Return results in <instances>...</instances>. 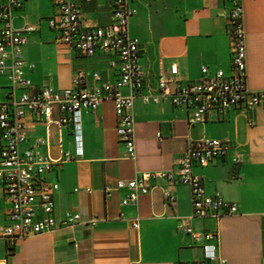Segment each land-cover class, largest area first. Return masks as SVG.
Wrapping results in <instances>:
<instances>
[{"label":"crops","instance_id":"crops-1","mask_svg":"<svg viewBox=\"0 0 264 264\" xmlns=\"http://www.w3.org/2000/svg\"><path fill=\"white\" fill-rule=\"evenodd\" d=\"M14 12V26H31L22 55L26 77L35 88L57 90L72 87L78 72L88 75L87 87L97 88L118 79V57L113 53L84 56L60 41V32L49 25L56 11L53 0H23ZM113 0H90L82 5L87 28L113 22ZM248 87L264 90V0H244ZM135 11L129 31L141 42L140 63L145 70V89L156 92L162 74L177 64L184 83L202 78L207 67L213 76L222 70L233 74L227 34L231 5L227 0H131ZM99 73L101 81L92 75ZM124 95L129 90L122 89ZM191 113L169 100L145 104L135 100L136 152L129 159L117 135L114 103L105 101L95 112H82L83 156L76 157L73 128L48 127L36 117L27 120L28 141L50 140L40 151L58 159L69 152L74 159L55 166L42 178L58 184L54 215L58 222L67 213L79 214L70 227L29 237L10 250L0 240V264H193L204 260L205 241H195L187 228L205 234L219 230L217 258L208 264H264V107L232 109L203 124H190ZM54 119L61 117L54 111ZM61 135L62 145L58 143ZM160 135V137H158ZM227 140L234 148L206 167H195L209 195L216 193L236 203L239 213L216 218H193L189 188L166 182L152 184L138 207L122 206L126 190L104 194L107 186L133 180L141 174L169 171L192 141ZM239 163H234V158ZM87 190H91L90 193ZM165 191L176 197L166 202ZM9 207L0 184V222L7 224ZM96 219L95 224L92 221ZM138 220L139 228L133 223Z\"/></svg>","mask_w":264,"mask_h":264},{"label":"built area","instance_id":"built-area-1","mask_svg":"<svg viewBox=\"0 0 264 264\" xmlns=\"http://www.w3.org/2000/svg\"><path fill=\"white\" fill-rule=\"evenodd\" d=\"M90 0H53L55 15L49 19L52 29L60 32V41L84 56L113 53L118 57V79L103 83L97 88H88V75L80 71L72 80V87L57 90L51 86L35 88L26 77V69H32L23 58L22 48L27 44L31 26H14V12L24 5L23 0H0V184L9 207L6 210L7 224L0 222V240L15 248L17 243L32 236L53 232L58 226L77 224L79 214L67 213L60 222L54 215V193L58 184H46L44 175L55 166L73 160L69 152H61L58 159L45 156L41 147H49L50 140L37 139L33 146L24 148L28 141V118L36 117L62 128H73L76 157L83 156L82 112H95L105 101L114 103L117 116V135L126 149L129 159L136 152L135 120L133 107L140 98L145 104H159L169 100L174 106L187 109L190 124H203L214 116L232 109L245 107L253 110L264 107V90L254 91L248 87L246 33L244 26V0H227L231 9L228 15L227 34L230 40L233 74L227 76L219 70L213 76L207 67L202 68V78L184 83L179 67L173 64L169 74H162L156 92L143 93L145 70L140 63L141 42L129 31V20L134 15L131 0H113V22L107 27L87 28L83 22L82 5ZM101 81L99 73L92 75ZM128 89L124 95L122 89ZM6 91L5 99L2 92ZM61 117L54 119V111ZM160 137V135H158ZM58 143L62 145L61 135ZM234 146L227 140L203 139L189 143L176 168L141 174L133 180H120L104 189L110 198L114 192L126 190L122 206L137 208L142 196L154 190L153 182H166L175 187L183 185L190 190L193 218H216L236 215V203L225 200L216 193L209 195L202 177L195 167H206L212 161L228 155ZM239 163V158H234ZM88 193L91 190H87ZM166 202L175 205L176 197L165 191ZM96 219L92 221L95 224ZM139 228V221L133 223ZM187 233L203 246L204 260L193 264H208L217 258L219 230L199 234L191 228Z\"/></svg>","mask_w":264,"mask_h":264},{"label":"rangeland","instance_id":"rangeland-1","mask_svg":"<svg viewBox=\"0 0 264 264\" xmlns=\"http://www.w3.org/2000/svg\"><path fill=\"white\" fill-rule=\"evenodd\" d=\"M6 91L7 90H3V92H2V99H5Z\"/></svg>","mask_w":264,"mask_h":264}]
</instances>
